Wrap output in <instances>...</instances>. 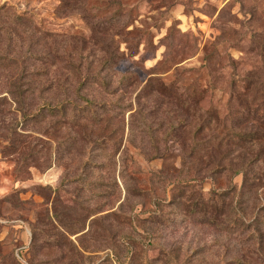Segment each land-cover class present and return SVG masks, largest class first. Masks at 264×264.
<instances>
[{
  "label": "rangeland",
  "instance_id": "1",
  "mask_svg": "<svg viewBox=\"0 0 264 264\" xmlns=\"http://www.w3.org/2000/svg\"><path fill=\"white\" fill-rule=\"evenodd\" d=\"M257 106L264 0H0V264H264V179L225 143Z\"/></svg>",
  "mask_w": 264,
  "mask_h": 264
},
{
  "label": "trees",
  "instance_id": "2",
  "mask_svg": "<svg viewBox=\"0 0 264 264\" xmlns=\"http://www.w3.org/2000/svg\"><path fill=\"white\" fill-rule=\"evenodd\" d=\"M115 19L118 20L117 17H115ZM111 21L112 20H109V22ZM161 87L160 90L162 92L175 90L173 89V85L167 87L162 85ZM156 90H158V86L156 87ZM178 101L191 104H193V102L195 103L194 98L188 95V93H181ZM71 104L70 107H76L75 103ZM41 108H46L52 116L66 114V108L63 109V106L61 105H52L50 102L43 103ZM25 117L28 118L30 115L25 114ZM239 125H241V127H239ZM200 132L201 130H198L197 134ZM226 135V139L228 140L225 143L229 146V149L227 150L228 153L235 154L239 150L247 151L246 153H240L235 157L236 159H239L240 164L242 163V167H239V165H233L231 166L233 167L232 170L237 174L244 175V185H252L258 181H262L264 179V108L257 106L254 110H247L246 113L243 114L242 121H239L237 124L232 123L229 125ZM202 145L205 146L204 149H202L204 147ZM222 145V141H220L215 148H211L206 143H201L195 138L191 145L192 154L190 153L189 156L192 158L194 154H199L205 151V156L209 159L214 153L221 152ZM230 145H232L231 148ZM211 160L212 158L209 160L210 165L215 164V161ZM232 161L233 160L230 162ZM202 181L203 179H201L196 173L192 177L179 180V188H184L181 198L185 202L186 210L188 212L198 217H204L205 222L217 223L225 213L227 207V195L214 189L208 194H205L201 188ZM242 195L243 193L241 190L239 192V198L242 197ZM234 223V226H238L242 230L246 229L249 225L256 228L254 222L251 223V221H245L243 218H240L239 222L236 221Z\"/></svg>",
  "mask_w": 264,
  "mask_h": 264
}]
</instances>
